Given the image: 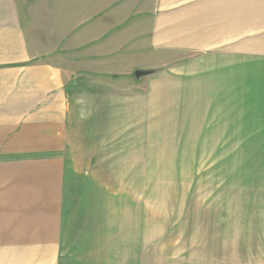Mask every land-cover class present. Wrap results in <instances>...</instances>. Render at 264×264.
I'll return each instance as SVG.
<instances>
[{"label":"rangeland","instance_id":"1","mask_svg":"<svg viewBox=\"0 0 264 264\" xmlns=\"http://www.w3.org/2000/svg\"><path fill=\"white\" fill-rule=\"evenodd\" d=\"M21 1L27 30L59 27V58L111 88L96 99L95 129L90 117L89 156L68 158L61 180L57 220L88 237L82 264H264V0L240 3V65L228 85L186 62L213 63L228 47L186 52L183 31L199 23L187 4ZM208 20L225 39L232 20ZM134 67L161 69L134 78Z\"/></svg>","mask_w":264,"mask_h":264},{"label":"crops","instance_id":"2","mask_svg":"<svg viewBox=\"0 0 264 264\" xmlns=\"http://www.w3.org/2000/svg\"><path fill=\"white\" fill-rule=\"evenodd\" d=\"M163 1L187 4L190 19L199 21L183 31L190 35L183 44L186 52H205L217 41L228 43L216 51L219 59L213 63L205 54L191 55L186 62H196L194 74L220 71L227 85L236 82L240 29L233 20L240 19V3L250 1ZM242 5H247L244 12L255 13L249 4ZM23 6L21 0H0V264H82L81 247L88 237L76 229L69 235L68 226L57 220L60 196L66 193L61 180L65 163H75L68 158L83 156L85 148L89 156V138L96 132L89 130L90 117L95 129L96 99H106L111 88L106 79L81 76L78 63L74 73V60L70 64L59 58V27L42 34L32 26L27 30L28 8ZM216 15L232 20L225 39H217L215 24L208 22ZM69 65L72 69L66 70ZM81 93L91 100L82 107ZM226 101V106L233 105ZM28 211L37 215L24 219Z\"/></svg>","mask_w":264,"mask_h":264},{"label":"trees","instance_id":"3","mask_svg":"<svg viewBox=\"0 0 264 264\" xmlns=\"http://www.w3.org/2000/svg\"><path fill=\"white\" fill-rule=\"evenodd\" d=\"M153 70H144V71H137L135 70L134 71V74L136 75L137 72H139L140 75H145V74H148V73H151Z\"/></svg>","mask_w":264,"mask_h":264}]
</instances>
